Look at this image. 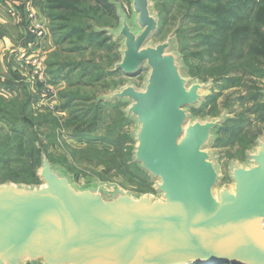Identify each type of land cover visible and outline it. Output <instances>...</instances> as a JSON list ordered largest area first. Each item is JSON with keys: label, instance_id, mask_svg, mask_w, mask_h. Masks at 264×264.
Masks as SVG:
<instances>
[{"label": "water", "instance_id": "1", "mask_svg": "<svg viewBox=\"0 0 264 264\" xmlns=\"http://www.w3.org/2000/svg\"><path fill=\"white\" fill-rule=\"evenodd\" d=\"M117 4L120 44L113 72L148 74L102 95L135 127L133 161L154 181L157 199L106 183L78 188L42 154L40 184H0V264H264V138L229 163L231 187L215 191L214 133L226 114L193 118L213 84L187 77L170 34L153 46V0ZM264 98V91L262 92Z\"/></svg>", "mask_w": 264, "mask_h": 264}, {"label": "trees", "instance_id": "2", "mask_svg": "<svg viewBox=\"0 0 264 264\" xmlns=\"http://www.w3.org/2000/svg\"><path fill=\"white\" fill-rule=\"evenodd\" d=\"M163 1H152V10L158 21V28L165 22L164 18H160L157 12V10H162L165 7ZM174 1L180 2L175 13L177 14V23L168 35H173L174 47L181 57L183 71L187 77L208 83V80L205 79L208 76L216 75L221 78L210 82L213 87L218 82H221L225 87H235L239 86L244 78L264 76V0H168V3ZM117 4L119 3L116 0H46L45 15L53 45L52 55L46 62V74L50 82L63 81L69 88L68 93L60 95L63 102L62 109L70 110L71 115L64 126L69 125L72 127L70 138L73 141L85 145L83 148H75L67 146L68 144L65 141H59L58 137L53 139L54 128L56 125V128H58L57 120L50 114L32 115L28 111L32 96L20 87L17 89L19 93L16 92V98L11 102V107L4 106L0 110L4 112L3 114L0 113L5 117L3 122L9 123V119L12 116L14 117L11 120L12 125L4 137V139L7 138L6 141L8 142L2 143L0 141V166L6 165L13 156L14 145L12 142L22 141L26 136L28 140L26 153L31 165L27 163L26 166L29 167H25V169L29 171L31 178H34L35 170L38 173L42 154L46 156L52 166H58L72 176L71 171L61 163L56 162L55 157L47 151L46 145L42 144L36 137L37 129L43 125H48L49 133L44 136L47 143H51L53 140V143L55 142L70 158L72 157L71 161L78 163L86 160V162H90L97 158L99 160L98 164H102L107 169L115 170L130 180L137 178L143 183H151L152 193H155L153 189L154 181L133 161L134 140L131 132L126 136L121 129L123 122L126 123L127 121L131 124L132 121L125 117L123 111L116 117V123L104 128L103 134L97 132L99 125L96 124L100 116V106L111 105L116 107L121 103H106L101 100L102 95L108 93L100 94L98 97L93 98L94 100H90L89 97H86V94L80 91L94 85V81L98 80L104 72L110 77L121 73L113 72V69L106 71L104 66L98 67L95 61L96 48L110 42L119 45L118 57L120 60V44L113 41L105 31V29L115 30L119 26L116 11ZM175 9L176 6L172 12ZM163 10L167 16V9ZM110 19L117 20V24L111 27L107 26V20ZM172 20L174 22L176 18ZM185 23L188 26H195V29H193L195 45L191 46L194 53L188 55H184L181 48L178 47V41L186 42ZM109 49L110 46L107 47L108 51ZM87 57L89 58L87 59ZM112 59L108 58L107 64ZM194 60L196 61V69L191 65ZM102 64V62H98V65ZM84 80L86 82L83 83ZM7 87H12V85L8 84ZM112 90L115 89H110L109 92ZM246 92L249 96L248 100L251 102H258L263 99L261 107L264 108L262 92L256 89L254 83L251 84V87L246 88ZM207 98L208 96L197 109L190 111L193 118H198L195 112L204 105ZM259 110L261 111L260 108ZM205 117L209 116H203V118ZM229 122L230 118L214 133L212 147L217 134ZM240 125L243 128L242 122ZM259 137L264 138V135H257L253 138L252 145L245 151V157L256 146V140ZM34 140H37L38 145H34ZM128 143L131 145L127 147ZM64 147L67 151L63 149ZM66 157V155H63L61 158L68 161ZM69 166H72L69 168L73 172L77 171L74 163ZM35 181V183H15L11 181L9 183L37 186L40 184L37 175ZM139 195L145 194H137V196Z\"/></svg>", "mask_w": 264, "mask_h": 264}, {"label": "rangeland", "instance_id": "3", "mask_svg": "<svg viewBox=\"0 0 264 264\" xmlns=\"http://www.w3.org/2000/svg\"><path fill=\"white\" fill-rule=\"evenodd\" d=\"M27 0H24V3L21 5V10L26 9L29 5V2H26ZM119 5L120 9L123 12V14L127 17L128 21L131 20L132 13L131 8L128 0H116ZM3 5L5 7V4H7V0H3ZM15 2V0H13ZM34 3V0H31V5ZM163 4H165V7L162 8V10H157L160 18H164V23L162 26H159L156 33L152 36L150 39V44L155 46L163 41H165L167 35L172 30L173 26L176 25L177 21V14L176 11L178 10V7L180 5L179 1H174L172 3H168V0H164ZM8 5V4H7ZM174 12L172 10L175 8ZM163 9H167L168 15H165V12ZM11 9H8L7 12H10ZM173 18H176V20L173 22ZM166 19V20H165ZM47 21V20H46ZM107 26H115L117 24V20H107ZM186 25V23L184 24ZM46 28V35L42 37L41 43L46 42L48 38L51 40L50 33L48 31L47 23H45ZM187 29V30H185ZM184 29V32L186 33V42L182 43L178 41V47L179 49L183 51L182 53L184 55H188L190 53H194V50L191 48V46L195 45L194 41V34L193 29H195V26H188L186 25ZM52 43V41H51ZM110 46L109 51L107 50V47ZM116 47V50H115ZM112 50V51H111ZM15 50V54H16ZM53 51V45L52 49L50 51H47L46 54L41 58V64L43 66L44 71V78L40 79L41 81H38L36 84V87L40 92L33 95L30 93V86L22 87L21 89H25L27 94H29L31 97L30 100V109L28 108V111L32 113V115H46L50 114L52 117H54L58 122V128L57 125L54 128V136L52 134L53 139L58 137L59 141H65L67 143V146L75 147V148H83L85 144L78 143L76 141H73L70 138V134L72 133V127L67 125L64 126V123L67 122V120L71 117L70 110L62 109L63 102L61 100L60 95L64 93H68V87L66 86L65 82L63 81H56V82H50L49 77L46 74V62L51 57ZM118 51H119V45L107 43V45H99L96 48V64L98 67L104 66V69L111 70L113 69V65L116 64L117 61H119L118 57ZM116 55V56H115ZM89 57H87L88 59ZM113 58L112 61L107 64V59ZM118 58V60H117ZM117 60V61H116ZM102 62V65H98V62ZM116 61V62H115ZM115 62V63H114ZM196 61L194 60L191 62V65H193V68H195ZM4 71L1 72L0 65V79L1 77H5L4 80H0V110L5 107H11L12 103L14 101V98H16L17 89L15 84V77L18 75L16 74V66L14 63V54L12 58L8 59V62L4 64ZM41 68V67H40ZM148 74V71L146 68H142L138 73L135 75H124L123 73L116 74L114 76H108L107 73L104 72V74L96 81H94V85L90 87H86L81 89V93L86 94V97H89L90 100L93 98L98 97L100 94H107L109 93L110 89H119L120 87L130 84L136 87L137 89H141L144 83V79L146 78ZM104 76V77H103ZM227 77V76H226ZM8 78V79H6ZM221 77H217L216 75L208 76L207 79L208 82L214 81L216 79H219ZM7 80H10V83L12 87H7L8 82ZM14 80V81H13ZM86 82V80L83 81V83ZM254 83L256 86V89L259 90V92L264 91V76H251L250 78H244L240 82L239 86L235 87H225L222 85L221 82H218L214 85L213 89L205 91V95L208 96L206 102L203 106L200 107L198 111L195 112V115L201 119L203 116H209V117H218L221 114H226L228 118H230V122L224 127L223 130H221L216 137L215 143L213 147H210L208 150L210 153H212L214 158V163L216 164L218 171H219V182L217 184V187L215 191L217 192L219 189L228 186L231 187L232 183L230 181L229 177V163L230 161L234 160L242 165L247 164V158L245 157V151L252 145L253 138L257 135H264V108L261 107L263 105V99H260L258 102H251L248 100L249 96L246 92L247 87H251V84ZM34 85V82H33ZM51 87V95L55 94V100L53 103V111L50 110L49 105L46 103L39 102L38 104L36 101H39L42 99L47 100L48 99V91L47 89H44V93L42 92L41 88L44 87ZM20 91V90H19ZM17 92V93H16ZM245 98V99H244ZM94 100V99H93ZM51 102V101H50ZM48 103V102H47ZM46 104V105H45ZM56 104V106L54 105ZM127 105H117L116 107H113L111 105L104 106L101 105L99 108L100 116L97 120L98 126V133L103 134V130L106 126L112 125L113 123H116V117L119 113L125 110ZM261 109V111L259 110ZM1 114H3V111H0ZM13 116L9 119V123L3 122L5 121L4 115H0V141L2 143L8 142L6 141L7 138L4 139L6 132L8 131L9 127L12 125ZM243 123V128L240 123ZM120 124V123H119ZM135 125L131 122L126 121L122 123L121 129L126 134V136L129 134V132H132ZM35 130V129H34ZM49 133V126L43 125L41 128L37 129V135L36 137L40 140L42 144H45L47 147V151L52 154L57 160L56 162L61 163L62 165L66 166L71 172L72 175V181L78 188H84L87 186H93L95 184H101L106 183L107 187L116 186L119 189L130 193L132 195H137L139 193L145 194V195H151L152 198L157 199L158 195L156 193H152V185L149 182L143 183L137 178H132L130 180L128 177L119 174L115 170H110L104 167L102 164H98L99 161L97 158L90 162H86V160H82L78 163L71 161L70 156L62 150V148L57 145L55 142L53 143V140L51 143H47V139L44 138L45 134ZM242 140V141H241ZM35 144L38 145L37 140H34ZM14 147L12 150L13 156L10 158L9 162L6 163V165L0 166V184L3 182H15V183H35V176L37 175V170L34 178H31L29 176V171L25 169V167H29L26 164L28 163L31 165V161L29 160V157L26 153V147L28 146V140L27 137L22 141H13L12 142ZM53 144V145H51ZM130 146L131 144H127ZM67 151V149L64 147ZM63 155H66L68 161L62 159ZM246 158V159H245ZM54 160V161H55ZM70 161V162H69ZM74 163L77 171H72L70 169L69 165H72ZM32 169V168H31ZM30 169V170H31Z\"/></svg>", "mask_w": 264, "mask_h": 264}, {"label": "built area", "instance_id": "4", "mask_svg": "<svg viewBox=\"0 0 264 264\" xmlns=\"http://www.w3.org/2000/svg\"><path fill=\"white\" fill-rule=\"evenodd\" d=\"M26 2H29V5L26 9L23 8V10H17L16 8L12 7L14 3L13 0H7V3L12 7L9 15L14 20V22L24 27L30 33L33 38V44L42 53L43 49L41 41L43 40L42 37L46 35V28L44 26L45 24L40 22L38 17L35 15L34 3L31 5V0H27ZM42 57H32L26 51H21L14 56V63L16 66L15 72L16 74L18 73V75L15 77V81L13 80L16 84V87H27L29 85L31 94L35 95L40 92L36 87V84L38 81H41L40 79L42 76L44 78V68L41 64ZM44 89H47L48 91V99L45 100L41 98V100L36 101V103H46L49 105L50 110L53 111L52 102L55 100L56 95H51V87L47 86L41 88L43 93ZM54 105L56 106V104Z\"/></svg>", "mask_w": 264, "mask_h": 264}, {"label": "crops", "instance_id": "5", "mask_svg": "<svg viewBox=\"0 0 264 264\" xmlns=\"http://www.w3.org/2000/svg\"><path fill=\"white\" fill-rule=\"evenodd\" d=\"M2 1L3 0H0V65L1 67L3 65L1 72L7 68H4V64L8 62L9 58H12L13 54L15 56L21 51H26L32 57H42L47 51L52 49L51 40L48 38L46 42L43 41L41 44L43 49L41 53L33 44V38L30 33L24 27L14 22L9 12H7V10L12 9V7L21 10V5L24 3V0H15L12 7L8 3V5L5 4L4 7ZM34 11L40 22L44 24L47 23L45 15L46 0H34ZM15 50H17L16 54ZM4 78L1 77L0 80L3 81ZM7 81L6 84H9L10 80Z\"/></svg>", "mask_w": 264, "mask_h": 264}]
</instances>
